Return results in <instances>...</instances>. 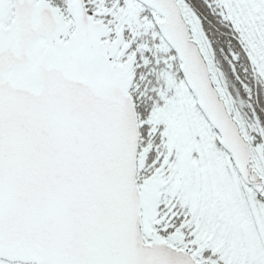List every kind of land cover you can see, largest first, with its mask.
<instances>
[{
	"label": "snow or ice",
	"instance_id": "obj_1",
	"mask_svg": "<svg viewBox=\"0 0 264 264\" xmlns=\"http://www.w3.org/2000/svg\"><path fill=\"white\" fill-rule=\"evenodd\" d=\"M0 264H264V0H0Z\"/></svg>",
	"mask_w": 264,
	"mask_h": 264
}]
</instances>
